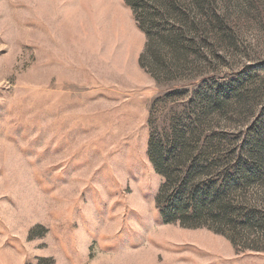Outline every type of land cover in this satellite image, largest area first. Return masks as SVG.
<instances>
[{
    "label": "rangeland",
    "instance_id": "rangeland-1",
    "mask_svg": "<svg viewBox=\"0 0 264 264\" xmlns=\"http://www.w3.org/2000/svg\"><path fill=\"white\" fill-rule=\"evenodd\" d=\"M180 3L177 43L126 0H0V264H264V221L160 217L157 151L264 160V0ZM263 178L227 201L264 215Z\"/></svg>",
    "mask_w": 264,
    "mask_h": 264
},
{
    "label": "trees",
    "instance_id": "trees-1",
    "mask_svg": "<svg viewBox=\"0 0 264 264\" xmlns=\"http://www.w3.org/2000/svg\"><path fill=\"white\" fill-rule=\"evenodd\" d=\"M180 1L170 0L166 4H159L161 8L167 9L166 12L160 11V13L155 8L157 6L147 5L144 0H126L146 36L166 38L177 43L184 40L187 32L199 27V24L196 26L195 23H189L188 18L178 12L183 6ZM169 21L172 22L171 25ZM177 136L181 137L173 135L167 152L172 154L178 150V154L189 153L188 149L180 150ZM161 152L157 151L151 161L155 171L166 179V189L164 185L160 188L163 201L158 205L162 221H179L186 226L208 224L206 226L213 227L216 231L231 232L228 234L234 244L240 242L242 238L236 231L239 227H244L243 225L249 222L256 221L261 224L264 221V215L260 211L233 207L227 201L232 189L246 187L264 176L263 159L255 158L249 161L246 160L248 157H245L232 161L222 160L219 155H213L201 165L187 156L185 159L182 157L177 159L175 156L167 159ZM218 152V148L214 149V153ZM166 164L169 168L173 167L178 171L167 172ZM199 169L201 172L198 173ZM261 225H259L260 230H262Z\"/></svg>",
    "mask_w": 264,
    "mask_h": 264
}]
</instances>
